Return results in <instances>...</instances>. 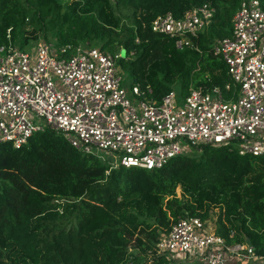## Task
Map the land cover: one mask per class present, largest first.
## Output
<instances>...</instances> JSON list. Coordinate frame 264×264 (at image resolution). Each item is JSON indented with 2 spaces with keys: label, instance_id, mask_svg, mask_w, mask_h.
<instances>
[{
  "label": "trees",
  "instance_id": "16d2710c",
  "mask_svg": "<svg viewBox=\"0 0 264 264\" xmlns=\"http://www.w3.org/2000/svg\"><path fill=\"white\" fill-rule=\"evenodd\" d=\"M241 2L71 0L64 6L59 0H0V45L11 41L24 49L30 25L43 40L53 35L57 47L100 44L110 53L134 52L119 65L131 85H150L159 101L176 82L181 97L190 87L220 86L230 99L238 88L212 44L231 35ZM204 3L216 13L191 36L199 50H180L175 38L151 28L159 15L180 18ZM217 208L216 233L264 256V155L206 144L148 170L114 167L50 127L20 148L0 143V264H139L129 260L131 249L152 255L145 264H186L158 255L159 238L179 217L207 221Z\"/></svg>",
  "mask_w": 264,
  "mask_h": 264
},
{
  "label": "built area",
  "instance_id": "2783aa9c",
  "mask_svg": "<svg viewBox=\"0 0 264 264\" xmlns=\"http://www.w3.org/2000/svg\"><path fill=\"white\" fill-rule=\"evenodd\" d=\"M216 13L210 3L177 18L169 12L151 23L154 32L176 39L180 50L195 48L191 36ZM227 65L237 94L226 99L220 86L176 90L155 99L150 85L128 89L118 73L126 54L89 44L54 46L38 40L32 50L9 41L0 45V143L16 148L50 127L80 151L114 167L160 169L202 145L235 147L241 155H264V9L261 0H242L230 36L213 44ZM226 90L232 85L227 84ZM208 221V220H207ZM198 216H181L157 244L158 255L184 256L202 264H232L234 258L264 264L253 245L228 244Z\"/></svg>",
  "mask_w": 264,
  "mask_h": 264
},
{
  "label": "rangeland",
  "instance_id": "374dc122",
  "mask_svg": "<svg viewBox=\"0 0 264 264\" xmlns=\"http://www.w3.org/2000/svg\"><path fill=\"white\" fill-rule=\"evenodd\" d=\"M59 1L65 6L71 0H59ZM26 29H27V32H30V33L27 34V36L29 38V41H28V45H26V47L24 49H26V50H32L35 47L37 41L38 40H42L44 38H43V36L37 35L38 32H36V34H31V32L33 31V26H30L29 25V26L26 27ZM49 40H50L49 42H52V44H54V46H57L56 45V39L50 33H49ZM17 42H19V41H17ZM91 46L100 47V44H91ZM122 50L123 49L121 48L120 50H118L116 52H120L121 51L123 53ZM119 64H120V62H119ZM118 73H119V75L121 77V83H122V85L124 87H126V88L129 89L131 87L132 78L129 75L128 71L125 68H122L121 65H119V67H118ZM179 86H180V83L179 82H176V84L174 85V90H176L177 93H179L178 92L179 91L178 90L179 89ZM104 160L114 161V160H116V158H115V156H113V158H112V156H108L107 155ZM181 193H182L181 192V189L179 188L178 189L179 196H181ZM219 212H220V209L219 208L214 209L213 212H212L211 217L207 221V226H208V229L210 231L216 232L217 219H218V216H219ZM151 256L152 255L146 256L139 249H131L130 250V255H129V260L136 261L139 264H145V260L147 258H151ZM170 259L171 260H174V261H181V262L186 263V264H198V263H195L196 260H193L191 258L190 259H185L184 256L170 257ZM180 259H182V260H180ZM149 264H152V262H150Z\"/></svg>",
  "mask_w": 264,
  "mask_h": 264
},
{
  "label": "crops",
  "instance_id": "0c3cea01",
  "mask_svg": "<svg viewBox=\"0 0 264 264\" xmlns=\"http://www.w3.org/2000/svg\"><path fill=\"white\" fill-rule=\"evenodd\" d=\"M232 264H258V262L254 261H249L246 259H238V258H234V260H232Z\"/></svg>",
  "mask_w": 264,
  "mask_h": 264
}]
</instances>
